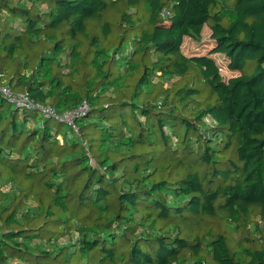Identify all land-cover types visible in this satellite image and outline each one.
<instances>
[{"label":"trees","instance_id":"trees-1","mask_svg":"<svg viewBox=\"0 0 264 264\" xmlns=\"http://www.w3.org/2000/svg\"><path fill=\"white\" fill-rule=\"evenodd\" d=\"M0 84L89 107L0 96V264H264V0H0Z\"/></svg>","mask_w":264,"mask_h":264},{"label":"built area","instance_id":"built-area-1","mask_svg":"<svg viewBox=\"0 0 264 264\" xmlns=\"http://www.w3.org/2000/svg\"><path fill=\"white\" fill-rule=\"evenodd\" d=\"M164 17L169 11L161 13ZM0 96L11 106L17 109H26L37 112L44 118H53L65 124L70 131L78 134L76 119L82 117L88 110V103L83 100L77 107L58 112L52 106L35 101L27 92L14 91L9 84H0Z\"/></svg>","mask_w":264,"mask_h":264},{"label":"rangeland","instance_id":"rangeland-1","mask_svg":"<svg viewBox=\"0 0 264 264\" xmlns=\"http://www.w3.org/2000/svg\"><path fill=\"white\" fill-rule=\"evenodd\" d=\"M209 34H210L209 24L205 23L203 25L202 33H201V37L203 39L202 41H204V43L197 42V41L193 40L191 37L185 36L183 39L182 46H181L182 50L185 53L204 52L205 49L207 48V46H209V44H206V43H208L207 40L209 39ZM214 57L216 59V62L220 66V72H221V75L224 79H227V78L237 74V72L231 71L230 69L227 68L226 57H224V55L217 53L214 55ZM8 187L9 186H5L2 189L4 191H6L8 189Z\"/></svg>","mask_w":264,"mask_h":264},{"label":"crops","instance_id":"crops-1","mask_svg":"<svg viewBox=\"0 0 264 264\" xmlns=\"http://www.w3.org/2000/svg\"><path fill=\"white\" fill-rule=\"evenodd\" d=\"M203 40V39H202Z\"/></svg>","mask_w":264,"mask_h":264}]
</instances>
